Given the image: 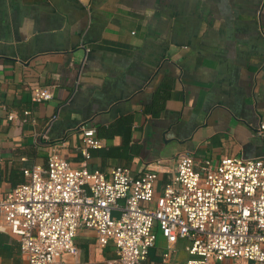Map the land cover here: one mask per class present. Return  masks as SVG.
<instances>
[{
  "label": "crops",
  "instance_id": "obj_1",
  "mask_svg": "<svg viewBox=\"0 0 264 264\" xmlns=\"http://www.w3.org/2000/svg\"><path fill=\"white\" fill-rule=\"evenodd\" d=\"M46 85L53 99L33 102ZM26 109L35 122L23 121ZM263 121L264 0H0V195L55 145L78 167L82 126L103 142L91 170L138 176L160 162L161 185L184 154L264 158ZM75 243L67 264L116 256L92 229L80 227ZM184 246L159 236L145 264L182 262ZM0 263H26L8 232Z\"/></svg>",
  "mask_w": 264,
  "mask_h": 264
},
{
  "label": "built area",
  "instance_id": "obj_2",
  "mask_svg": "<svg viewBox=\"0 0 264 264\" xmlns=\"http://www.w3.org/2000/svg\"><path fill=\"white\" fill-rule=\"evenodd\" d=\"M30 95L33 102L49 101L54 85L34 87ZM28 120L36 121L30 109ZM81 130L78 167L55 145L45 166L24 168L25 180L0 195V231L18 237L25 264H67L63 255L79 252L80 227L92 229L100 246L115 247L107 264H145L160 234L170 245L185 242L188 257L176 264L228 258L264 264V158L184 154L159 185L160 162L138 176L122 165L109 175L91 170V149L103 142L94 128ZM256 132L264 142V121Z\"/></svg>",
  "mask_w": 264,
  "mask_h": 264
},
{
  "label": "rangeland",
  "instance_id": "obj_3",
  "mask_svg": "<svg viewBox=\"0 0 264 264\" xmlns=\"http://www.w3.org/2000/svg\"><path fill=\"white\" fill-rule=\"evenodd\" d=\"M159 236L162 235L160 234ZM218 264H251V263L249 261H245L239 258H228L224 262H219Z\"/></svg>",
  "mask_w": 264,
  "mask_h": 264
},
{
  "label": "trees",
  "instance_id": "obj_4",
  "mask_svg": "<svg viewBox=\"0 0 264 264\" xmlns=\"http://www.w3.org/2000/svg\"><path fill=\"white\" fill-rule=\"evenodd\" d=\"M155 102H156V100H155ZM155 106H156V104H153V108H152L153 112H156V110L154 109ZM159 107H162V105H160V103L158 104V107H156V108H159Z\"/></svg>",
  "mask_w": 264,
  "mask_h": 264
}]
</instances>
